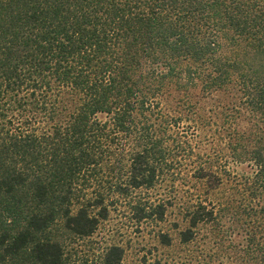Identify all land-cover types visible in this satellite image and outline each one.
Returning <instances> with one entry per match:
<instances>
[{
	"label": "trees",
	"instance_id": "obj_1",
	"mask_svg": "<svg viewBox=\"0 0 264 264\" xmlns=\"http://www.w3.org/2000/svg\"><path fill=\"white\" fill-rule=\"evenodd\" d=\"M189 127H214L264 192V0H0V264H70L57 233L91 237L134 192L137 222L162 221L149 192ZM215 211L198 200L181 242Z\"/></svg>",
	"mask_w": 264,
	"mask_h": 264
},
{
	"label": "rangeland",
	"instance_id": "obj_2",
	"mask_svg": "<svg viewBox=\"0 0 264 264\" xmlns=\"http://www.w3.org/2000/svg\"><path fill=\"white\" fill-rule=\"evenodd\" d=\"M215 105V101L204 103L206 110ZM183 119L188 124L193 117L186 113ZM214 131V127L198 133L192 127L185 128L188 144H172L173 160L162 166L159 186L149 192L168 203L162 221L137 222L133 202L146 199L145 191L118 198L91 237H71L57 231L68 262L92 264L104 249L115 246L123 251L122 264H252L259 245L264 248V192L255 178L254 164L234 162L223 140L212 141L217 137ZM203 162L211 165L220 187L214 176L210 186L196 180L197 168ZM206 197L216 204V222L198 225L195 239L182 243L181 233L193 232L189 222L193 207ZM161 235L169 238L168 246L161 244Z\"/></svg>",
	"mask_w": 264,
	"mask_h": 264
}]
</instances>
